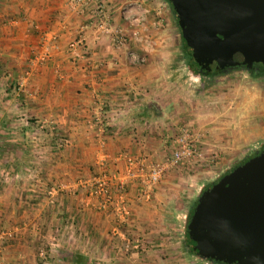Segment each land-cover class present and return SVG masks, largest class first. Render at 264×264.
I'll use <instances>...</instances> for the list:
<instances>
[{
  "label": "crops",
  "instance_id": "crops-1",
  "mask_svg": "<svg viewBox=\"0 0 264 264\" xmlns=\"http://www.w3.org/2000/svg\"><path fill=\"white\" fill-rule=\"evenodd\" d=\"M162 5L0 0V264H40L37 254L53 236L63 240L59 253L77 251L97 264H159L171 253L159 241L160 225L177 169L141 200L140 179L127 181L123 224L93 194L96 180L110 184L122 175L126 156L163 159L173 146L178 106L184 110L186 98L169 67ZM106 29L119 31L125 43L117 45ZM36 127L40 149L28 144L34 141L27 132ZM230 158L217 169L198 163L190 174L195 188L214 180ZM115 228L152 244L124 250L112 241Z\"/></svg>",
  "mask_w": 264,
  "mask_h": 264
},
{
  "label": "rangeland",
  "instance_id": "rangeland-1",
  "mask_svg": "<svg viewBox=\"0 0 264 264\" xmlns=\"http://www.w3.org/2000/svg\"><path fill=\"white\" fill-rule=\"evenodd\" d=\"M162 3L163 10L159 18L162 19L160 27L163 25L161 28L164 31V43L167 44L166 51L172 54L169 67L172 69V77L176 81L180 94L186 98L184 104L188 108L186 110L185 107L182 110L178 106L179 114L175 125L177 131L170 138L175 136L181 126L188 125L201 134L197 144L200 148V143L204 142L206 152L200 148V160L193 164L192 169L171 168L163 176H168L175 169L179 172L178 175H173L175 176L174 184L165 196L167 201L162 207L160 225L162 241H159L169 246L171 253L163 254V260H159V264H170L164 261L166 258L172 260L173 264H228L218 263L192 253L187 240V223L189 216L193 213V207H195L193 205L198 201L203 187L214 183L218 178L264 149V73L258 68L251 72L244 67L231 68L223 73L215 71L201 74L198 72L192 59L185 57L182 51L181 30L173 17L170 3L166 0H162ZM33 143L28 140V144L33 145ZM170 151L171 149L166 150L163 158ZM204 153L208 154L206 155L209 157L208 160L205 159ZM224 156H232L227 167L224 168L223 165L224 169L219 172V175L214 180L204 183L201 189L195 188V180H190V174L197 171L201 161H209L204 165L217 169L219 168L218 163L225 162ZM125 220L117 222L123 224ZM117 229L114 230L112 241L116 245L127 246L124 250L131 251V248L140 250L152 244L142 235L129 236L126 233L123 236L119 235ZM62 241L59 240V236L51 237L49 244L45 247L47 250L42 249V253L37 254L36 262L40 264L41 261L45 264H97L96 260L99 259L93 257L89 259L87 254L77 251L63 249L64 251L59 253L57 247L59 243H63Z\"/></svg>",
  "mask_w": 264,
  "mask_h": 264
},
{
  "label": "water",
  "instance_id": "water-1",
  "mask_svg": "<svg viewBox=\"0 0 264 264\" xmlns=\"http://www.w3.org/2000/svg\"><path fill=\"white\" fill-rule=\"evenodd\" d=\"M195 60L209 69L264 67V0H168ZM194 249L228 264H264V151L222 176L198 198L187 225Z\"/></svg>",
  "mask_w": 264,
  "mask_h": 264
},
{
  "label": "built area",
  "instance_id": "built-area-1",
  "mask_svg": "<svg viewBox=\"0 0 264 264\" xmlns=\"http://www.w3.org/2000/svg\"><path fill=\"white\" fill-rule=\"evenodd\" d=\"M89 0H68L70 5L86 4ZM99 3L97 4V6ZM102 27V22L100 23ZM99 25V26H100ZM105 29V26L102 27ZM107 31V29H106ZM111 34L113 41L117 45H123L125 43V37L117 30L107 31ZM82 40V36L79 37ZM131 56L136 60L142 61V57L136 52H132ZM33 132V133H32ZM32 132H27L30 138H33V145L40 149L38 139L39 127L33 129ZM201 134L191 129L188 125H183L179 128V131L171 139L173 144L170 153L163 159L151 160L144 156H126L124 172L120 177H113L112 183H108L104 177L94 182L93 194L101 196L103 201L100 202L102 207L106 204L111 205L115 215L119 219H126L128 209L125 202V186L127 181L131 179H140L141 190L137 196L139 200L143 197L149 198L151 192L155 186L161 181V178L171 168L179 169H192L194 163L197 162V158L200 156L201 151L198 146L199 138ZM58 146L62 145L61 141L57 142Z\"/></svg>",
  "mask_w": 264,
  "mask_h": 264
},
{
  "label": "trees",
  "instance_id": "trees-1",
  "mask_svg": "<svg viewBox=\"0 0 264 264\" xmlns=\"http://www.w3.org/2000/svg\"><path fill=\"white\" fill-rule=\"evenodd\" d=\"M166 1H168V0H166ZM170 5H171V4H170ZM170 7H171V11H172L173 17H174L175 21L178 23L177 26H178V28L181 30L180 25H179V22H178V19H177L176 12H175L174 8L172 7V5H171ZM181 36H182V34H181ZM181 38H182V45H181V48H182V51H183L184 54H185V57H187V58L193 60V54H192V49H191V47L188 46V44L186 43V41H185V39L183 38V36H182ZM236 55H237V58L242 59V55H241L240 53H236ZM241 64H243V63H241ZM253 64L257 65L258 63L256 64L255 62H253ZM260 64H261V63H260ZM232 67H233V66H231V68H232ZM243 67H248V69H249L251 72H253L254 69L256 68L255 66H245V65H244ZM229 69H230V68L220 69V70H218L217 72H218V73H223V72H225V71H227V70H229ZM199 71H200L202 74H209V72H204V71H202V70H199ZM259 73H260V72H259ZM262 73H264V72H262ZM7 146H8L7 144H4L3 147H7ZM244 162H245V161H244ZM220 178H221V177H220ZM220 178H218V180H219ZM218 180H216V181H218ZM216 181H215V182H216ZM215 182H214V183H215ZM214 183H211V184L207 185L206 187H203V189H202L200 195H201L205 190H207L208 188H210V187L212 186V184H214ZM200 195H199V196H200ZM196 204H197V201L194 203L193 206H195ZM193 208H195V207H193ZM189 217H191V216H189ZM189 220H190V219H189ZM187 225H188V223H187ZM187 240H188L189 250H190L192 253L197 254V250L193 248L195 242H194L193 239H191V238L189 237V235H188V229H187ZM211 260H212V259H211ZM215 262H218V263H225V262L218 261V260H215Z\"/></svg>",
  "mask_w": 264,
  "mask_h": 264
},
{
  "label": "flooded vegetation",
  "instance_id": "flooded-vegetation-1",
  "mask_svg": "<svg viewBox=\"0 0 264 264\" xmlns=\"http://www.w3.org/2000/svg\"><path fill=\"white\" fill-rule=\"evenodd\" d=\"M234 60H236V61H238V63H236V64H234V65H231V66H233L232 68H236V67H243L244 65L245 66H247L245 63H243V64H241L242 63V59H239V58H237V55L236 54H234ZM193 64L195 65V67H197V70H202V71H204V72H209V73H211V72H215V71H218V70H220V69H225V68H230L231 69V66H229V65H224L223 67H220V66H218L217 65V63L216 62H213V63H211V65H210V67H209V69H207V67H205V66H203V65H201L197 60H195V58L193 57ZM257 65H255V64H253L252 63V65L251 66H255L256 68H258L261 72H264V67L262 66V64H260V62H255ZM244 68H248V67H244ZM198 72H200V71H198ZM201 73V72H200ZM202 74V73H201ZM262 151H264V149L263 150H261V152ZM260 153V152H259ZM258 154V153H257Z\"/></svg>",
  "mask_w": 264,
  "mask_h": 264
}]
</instances>
